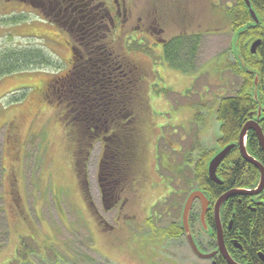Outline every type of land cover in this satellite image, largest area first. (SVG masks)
Here are the masks:
<instances>
[{"label":"rangeland","instance_id":"1","mask_svg":"<svg viewBox=\"0 0 264 264\" xmlns=\"http://www.w3.org/2000/svg\"><path fill=\"white\" fill-rule=\"evenodd\" d=\"M27 1L0 0V49L11 43L41 46L59 68L0 79V264H53L56 260L57 264H206L199 259L195 262L181 239L162 231L157 221L160 215L152 207L171 191L181 192L184 184H188L186 192L193 189L186 165L195 142L204 150H218L220 124L215 105L241 80L229 68L234 61L229 48L236 33L225 9L232 2L183 1L195 16L184 31L202 33V40L196 70L181 74L164 63L161 43L152 42L146 30L135 26L144 13L145 0L125 1L131 5L126 31L129 37L124 43L122 36L113 34V43H123L130 57L145 65L151 63V70L156 72L143 77L153 91L148 88L147 103L138 109L140 157L135 187L125 204L119 203L110 211L102 209L96 185L101 143L97 141L89 153L88 184L93 207L107 224L104 227L95 209L83 205L61 110L44 97L49 81L69 66L67 36ZM106 1L114 5L113 0ZM157 3L163 11L164 26L158 39H169L180 32L175 21L179 23L186 9L179 8L176 0ZM18 16L21 19L13 18ZM133 40L141 41V50H129ZM256 104L257 109L264 106L259 100ZM193 153L195 159L197 154ZM186 197L187 193L182 196V205Z\"/></svg>","mask_w":264,"mask_h":264},{"label":"trees","instance_id":"2","mask_svg":"<svg viewBox=\"0 0 264 264\" xmlns=\"http://www.w3.org/2000/svg\"><path fill=\"white\" fill-rule=\"evenodd\" d=\"M176 1L179 8L186 9L179 23L175 21V25H180L181 30L169 39L161 38L159 43L162 45L161 56L164 63L181 74H187L194 72L197 68L195 64L202 33L184 31L195 20V16L187 10L190 6L186 1ZM230 1L232 2L230 7L225 10L233 33L245 27L244 32L238 34L236 41L245 68L237 63L234 55V61L229 65L230 72L241 80L232 89V93L221 96L215 105V117L220 124L219 136L216 139L218 150H204L195 139L197 142L192 145L187 154L189 158L186 167L191 176L189 181L194 183L193 189H199L204 193L211 205L227 190L251 189L255 187L259 179L258 169L243 159L237 145L216 170V176L221 183L209 180L207 173L210 158L222 147L236 144L242 125L253 119L256 114L257 104L252 94L255 74L258 76L257 92L260 95L258 100L261 105H264V0H249L258 18L257 25H253L254 21L249 15L244 0ZM13 18L21 19L20 16ZM161 27L164 30L162 23ZM163 30L161 29V32ZM256 39L260 42L256 52L252 54L250 45ZM122 44L115 45L109 40L102 39L86 49L74 46V50L71 49L68 68L63 74L53 77L46 85L44 92L46 101L61 110L60 117L72 146L71 166L84 202L92 207L94 202L87 179V162L93 145L97 141L101 143L96 185L104 211L116 208L119 203L125 204L135 187L137 163L140 157L138 109L144 108L145 102L147 103L145 93L148 88L151 89L143 82V77L148 73L142 72L137 67L126 49L122 51ZM128 47L130 51H135L142 48V45L139 41L133 40ZM229 49L233 54L232 47ZM147 50L150 54L149 47ZM47 67L58 69L59 65L41 46L11 43L0 49V79ZM149 73L151 75L155 72ZM153 77H156V74ZM258 125L264 135V106ZM255 135L253 130H248L245 147L250 157L259 161L264 167V152ZM194 151L197 154L195 159ZM187 160L184 161L187 162ZM180 173L183 174L184 171ZM186 186L188 187V184H184V187ZM184 187L179 193L171 191L163 201L157 202L152 207L156 214L160 215L157 220L158 226L170 238L177 237L174 225L178 223L176 212L182 206V196L191 191L186 192L187 188L184 189ZM239 198L241 202L238 201ZM248 204L249 201H245L244 197L229 198L221 206L220 222L225 226L232 218L231 233L240 235L242 239L253 237L251 249L264 254V209H258L254 213L247 206ZM92 209H95L94 214L97 220L105 227L107 224H104L96 208ZM190 219L200 236L203 230L198 221V212H192ZM214 223L213 211L210 207L205 215L206 239H209L211 235L209 233L214 230ZM242 239L238 240L243 242ZM249 257L247 261L255 264L256 254ZM234 260L245 264V260L241 257ZM218 264L227 263L220 259Z\"/></svg>","mask_w":264,"mask_h":264},{"label":"flooded vegetation","instance_id":"3","mask_svg":"<svg viewBox=\"0 0 264 264\" xmlns=\"http://www.w3.org/2000/svg\"><path fill=\"white\" fill-rule=\"evenodd\" d=\"M105 1L106 0H104V3L103 1L101 3H97L95 0H29L35 10H37L38 13L46 18L47 22L64 32V34L67 36V40L65 42L68 44L70 51L71 49L74 50V46L86 49L89 46L99 43L102 39H105L107 41L109 40V42L114 44V40H112L111 38V36L113 37V34H115L116 38H120V36H122V40H124L125 43L126 39L129 37V35L127 36L126 31L128 28L127 17L131 12V5L125 4L126 0H113L114 5L113 3L112 5H109L107 1L106 4ZM144 2L145 7L143 9V17L141 16L137 19V21L135 22V26L139 28L140 31L146 30L152 42L156 43L160 41V39H158L159 30H163V28L161 27L163 11L160 8V3H157V0H145ZM114 13L116 14V16ZM150 39H148V41H150ZM139 43H141V41H139ZM151 44L153 45V43ZM122 49L125 50V45H122ZM132 58L134 59V62H136L137 67H139L142 72H153L150 67L152 66L151 63L150 65H145L142 60L134 57ZM155 66L156 65L154 64V67ZM262 188L263 189L256 195L236 196L244 197L245 201H249V204L247 206L251 209L252 212L255 213L258 211V209H264V187ZM238 201L241 202L240 198ZM210 207H212L213 209V203L212 205L209 204L208 209ZM195 211L198 212V221L200 223V202H198V200L193 202L191 210L189 212L190 234L192 235L193 241L198 248L197 250L201 254H212V256L210 258H201L193 252L184 234L182 224H180L181 215L179 216L178 223L174 225L175 231L177 233L176 238L182 240L183 244L187 247L190 256H192L195 262L196 259L205 261L206 264H218L220 262V259L226 261L217 247L215 226L214 230H211V232L209 233L211 234L209 236V239H206L205 235H207V226L206 228H204L200 223L203 232H200V236H198L197 228L193 223H191L192 221L190 219L191 213ZM221 227L223 239L222 243L224 244L225 250L232 259H238V257H241L243 260H245V264H252L247 260L250 259L249 255L256 254L257 260L255 261V264H264V254H262L261 251H255V249H251V245L254 242L253 237H246V239H242L240 235L232 234V224L230 227H228V223L225 226H223L221 223ZM239 238L242 239L243 242L239 241ZM246 243L248 244L246 245ZM40 262L42 263V261ZM55 262L56 263L53 264H57V260Z\"/></svg>","mask_w":264,"mask_h":264},{"label":"water","instance_id":"4","mask_svg":"<svg viewBox=\"0 0 264 264\" xmlns=\"http://www.w3.org/2000/svg\"><path fill=\"white\" fill-rule=\"evenodd\" d=\"M245 6L248 9L249 15L252 18V20L254 21L253 25H257L258 24V18L254 12V10L252 9L251 5H250V1L249 0H244ZM243 30H245V27H243V29H239L234 37V41L232 42V51L234 52L235 58L237 59V63L240 64L241 67L245 68V63L243 62L242 58L240 57V54L238 52L237 49V39H238V34L244 32ZM259 40H256L255 42L252 43L251 47H250V51L251 53H254V49L255 47L259 44ZM258 76L255 74V81H254V90L253 93V99L254 101H258L257 99V86H258ZM261 114H262V107H259L256 110V114L254 119H250L248 120L244 125H242V129L239 132L238 135V139H237V143L236 144H229L226 145L225 147H222V149H220L218 152H216L214 154V156L212 158H210L208 164H207V173L209 176V180L215 182V183H221L220 180H218V177L216 176V170L219 166V164L222 162V160L228 155V153L237 145L238 150L241 154V156L243 157L244 160L248 161L249 163H251L252 165H254L260 174L259 177V182L256 185V187L252 188V189H242V188H234V189H229L226 192H224L223 194H221L213 203V216H214V221H215V229H216V237H217V247L220 250L221 254L223 255V257L225 258V260L227 261L228 264H239L237 262H235L227 253V251L225 250V246L222 243L223 239H222V227H221V223H220V216H219V212H220V208L222 206V204L230 197L236 196V195H256L258 194L264 187V167H262V164L257 161L256 159H254L253 157H250V155L248 154L247 150H246V138H247V132L248 130H253L255 132V136L257 137V140L259 142V146L261 147L262 151L264 152V135L262 133V130L260 128L259 122L261 120ZM198 200V202H200V213H199V219H200V223L202 224V226L204 228H206V224H205V214L206 211L208 210V206L210 204L209 199L204 195V193L202 191H200L199 189H194L192 190L186 197L183 205H182V210H181V223L182 224V228L184 231V234L186 236V239L191 247V249L193 250L194 253H196L199 257L201 258H210L212 256V254H201L197 249V246L195 244V242L193 241L192 235L190 234V230H189V215H190V210L192 207V204L194 201ZM232 218L229 220L228 222V227L231 226L232 224Z\"/></svg>","mask_w":264,"mask_h":264},{"label":"crops","instance_id":"5","mask_svg":"<svg viewBox=\"0 0 264 264\" xmlns=\"http://www.w3.org/2000/svg\"><path fill=\"white\" fill-rule=\"evenodd\" d=\"M81 197H82V196H81ZM82 198H83V197H82ZM84 203H85V202H84V199H83V205H84Z\"/></svg>","mask_w":264,"mask_h":264}]
</instances>
